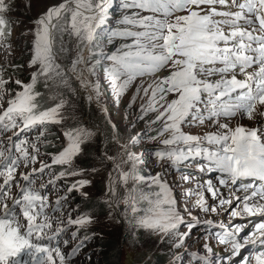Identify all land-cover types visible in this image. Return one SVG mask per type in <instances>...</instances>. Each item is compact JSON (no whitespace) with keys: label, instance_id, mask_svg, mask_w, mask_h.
<instances>
[{"label":"snow or ice","instance_id":"snow-or-ice-1","mask_svg":"<svg viewBox=\"0 0 264 264\" xmlns=\"http://www.w3.org/2000/svg\"><path fill=\"white\" fill-rule=\"evenodd\" d=\"M111 3L112 0H64L48 7L33 20L28 66L38 65V69L32 72L30 83L16 79L14 83L22 91L7 100V107L0 105V264H70L89 239L86 235L80 239L79 233L92 223V215L65 213L67 195L53 202L47 192H43L49 185L54 189L57 180L79 176L83 170L60 171L47 183L33 185L35 177L42 176L53 165H71L83 151L81 145L91 137L90 130H65V145L51 156V163L41 159L38 168L19 171L22 166L27 169L35 165L42 155L37 142L45 136L47 126L61 123L59 114L63 102L41 110L38 100L41 94L34 91L38 78L51 80L53 74L61 75V65L54 59L53 51L57 32H68L79 41L77 58L66 71L74 73L77 65L83 64L76 78L81 88L91 86L97 96L100 95L99 84L91 83L84 73L86 69L95 75L96 65L101 61L110 62L104 71L117 99L137 77L170 66L173 70L168 75L142 87L146 102L141 105V112L143 115L156 113L150 123L159 124L156 134L148 138L155 141L168 134L167 138L159 140L165 147L154 151L156 159L173 165L196 158L207 161V168L200 171H218L222 174L219 185L233 189L231 199L222 200L230 206L233 218L246 214L264 217V127L233 129L227 122L239 114L264 125V0H123L121 8L135 11L117 20V24L124 27L105 29ZM13 10L12 3L0 0V14ZM144 12L151 15H142ZM176 12L185 14L176 15L173 22H168V17ZM61 21H65L67 27ZM13 27L11 15H0V49L5 56L12 53ZM115 39L126 42L111 54L105 55L102 50L97 53L99 58L92 54L94 47L100 49L105 41L111 44ZM85 44L88 58L79 54ZM89 60L95 63L89 66ZM3 71L0 66V99L10 83ZM237 72L244 78L238 79ZM139 91L141 87L137 88ZM169 94L175 97L170 102L166 99ZM221 118H225V122H221ZM206 121L215 125L214 131L203 135L182 131L185 123L204 124ZM35 128L40 129L39 133L30 142L24 134ZM10 130L11 135L5 138L4 134ZM140 138L137 134L130 139L135 143ZM103 158L114 159L112 156ZM129 162L132 167L125 170L122 164ZM136 162H140V157L128 153L127 160L114 165L115 175L108 173V202L111 206L118 185L126 187L122 203L126 212L130 210L135 223L165 237L175 235L177 239L173 243L179 248L188 233L177 231L184 220L173 207L175 201L169 198L159 174L145 178L136 171ZM146 179L150 180V185L161 189L155 198L141 188ZM130 180L134 183L128 187ZM90 183V180L78 179L66 192L80 191ZM237 188L242 195L236 194ZM206 191L217 195L211 180L206 182ZM140 201L149 205L142 216L138 215ZM198 204L205 212L217 210L205 205L203 194ZM164 205L167 207H162ZM73 227L70 239L76 244L66 252L64 248L70 246V240L61 242V237ZM220 229L218 243L227 245L229 253L227 261L221 264H234L232 258L239 256L248 244L264 246V222L256 224L243 242L240 233L245 230L239 226L221 224ZM203 248L206 252L204 256H197L198 264H207L209 254H213L208 243H204ZM253 259L255 264H264V251L242 258L243 264H250ZM211 264H217L216 260Z\"/></svg>","mask_w":264,"mask_h":264},{"label":"rangeland","instance_id":"rangeland-1","mask_svg":"<svg viewBox=\"0 0 264 264\" xmlns=\"http://www.w3.org/2000/svg\"><path fill=\"white\" fill-rule=\"evenodd\" d=\"M8 2L14 5L13 12L0 15H11L12 18L14 25L10 37L13 42L12 53L5 56L4 50L0 49V66L4 69L7 64L17 63L15 70L20 76L19 79L23 83H30L32 72L38 69V65L28 66L31 59L33 20L45 12L48 7L62 3L64 0H8ZM122 3L123 0H112L108 11V22L104 25L105 29L124 27L117 24V20L121 19L123 15L130 14L131 11H135L134 9L121 8ZM141 14L151 15L149 12ZM184 14V12L173 13L168 17V22H173L176 15ZM160 15L163 18L162 14ZM65 27H67V23ZM66 33L67 41L63 47L73 45L76 59L78 55L76 50L80 46H78L79 41L75 36ZM63 38L64 35H62V40ZM125 42L121 39H115L111 44H108L105 41L100 45V49L94 47L92 54L97 55L99 50H102L105 55L111 54ZM79 54L88 58L87 44L83 45V50ZM97 58H99L98 55ZM54 59L61 65V75L56 76L53 74L51 80H45L43 77L38 78V87L35 91L41 94L38 97L41 110L54 106V104L61 101L63 102L59 114L61 123L47 126L45 134L49 135H45L40 142H37L40 145L42 155L38 157L35 165H29L27 169L22 166L19 171H30L32 167L38 168L41 159L51 163V156L58 153L65 145L63 138L65 130L83 128L91 131V137L81 145L83 151L74 158L71 165H53L51 169H46L42 176L37 175L33 185L38 187L41 183H47L60 171L83 170L79 176H66L57 180L54 189L52 185H49L47 189L43 190V192H47L49 200L53 202L59 196H68L64 207L65 213L72 212L73 215H76L78 212H83L85 215L91 214L93 217L92 223L81 229L79 233L80 239H83L85 235L89 239L83 243L80 250L72 257L70 264H110L118 260L120 264H154L152 252L165 258L161 264H198L197 256H204L206 252L203 248L204 243H208L213 249V254H209L207 264H211L212 260H216L217 264L226 262L229 256L228 246L221 245L217 240V236L221 232L220 225H232L233 228L239 226L244 229L245 231L240 233L241 242H243V238L255 230L256 224L264 222V217L246 214L239 218H233L229 210L230 206L222 203L224 199H231L233 189L219 185L218 181L221 176H218L217 171H200L201 168H207V161L196 158L189 159L182 164L173 165L167 160L159 161L156 159L154 151L165 147L160 144L159 140L167 138L168 134L155 141L148 138L156 134L159 124L152 125L150 123L155 118L156 113L143 115L141 112V105L146 102L142 87H147L154 79L163 78L173 69L166 66L154 74L137 77L128 86L124 94L117 99L104 71L110 62L101 61L99 65H96L95 75L88 73L85 69V78L100 86V95L97 96L91 86L79 87L80 81L76 79V74L81 67L84 68L83 64L77 65V72H67L66 70L71 68V64L65 60H59L55 52ZM94 63L95 61L89 60V66ZM3 76L10 83L7 85L8 91L4 93L3 99H0V105L7 107V100L14 96L17 91H22V88L14 83L15 77H11V75ZM237 77L243 79V76L238 72ZM216 78L218 77L212 79ZM138 87H141L139 92H137ZM89 96H91V100H89ZM133 97H135V100H133ZM173 98L175 97L169 94L166 99L170 102ZM89 114L105 121L108 127L103 124L104 130H101L99 126L90 123L88 120ZM141 116H143V119H141ZM221 122H225V118H221ZM227 122L233 129L237 126L256 128L261 125L256 120H249L247 116L241 117L239 114L228 119ZM181 127L182 131L193 135H203L215 130V125L210 121H206L204 124L185 123ZM39 130V128H35L24 135L31 142L35 140ZM11 131L4 134L5 138L7 135H11ZM137 134H140L141 138L133 143L130 138ZM45 144H49L50 148L43 149ZM107 148L108 153L103 152ZM128 153L140 157V162L135 163V169L140 175L149 178L159 174L161 182L167 186L169 198L175 201L173 207L184 220V224L177 231L188 233L184 243L179 248L173 243L177 239L175 235L165 237L159 232L150 231L135 223L130 210L126 212V206L122 203V197L127 193L126 187L117 186V196L112 199L110 206L107 196L108 173L114 172L115 164L127 160ZM105 156H112L114 159L108 161L103 158ZM122 167L128 170L132 167V163L122 164ZM185 177H188V179H185ZM78 179H87L91 183L80 191L67 193V187ZM209 180L212 181L217 191L215 196L206 191V182ZM133 183L130 180L128 187H131ZM141 188L145 194L152 198H155V194L161 191L158 186L150 185V180L147 179L141 185ZM235 191L237 195H240L239 188ZM201 194L204 195L205 205L209 209H217L215 212H205L199 206L198 201ZM221 194L223 196L220 197ZM138 206L141 209L138 213L139 216L144 215V209L149 207L146 201H140ZM162 207L166 208L167 205ZM57 215H60V213H57ZM209 221L212 223H208ZM189 224H192L193 227L189 228ZM73 230H75L74 227L70 228L61 237V242L63 239L70 240V246L64 248L66 252L70 251L71 246L76 244V241L70 239ZM125 243L129 246H126ZM118 248L120 250L119 254H117ZM259 251H264V246L248 244L241 250L240 255L233 257L232 260L234 264H243L242 258L254 257ZM133 256H138V258H133ZM250 264H255V260L253 259Z\"/></svg>","mask_w":264,"mask_h":264},{"label":"trees","instance_id":"trees-1","mask_svg":"<svg viewBox=\"0 0 264 264\" xmlns=\"http://www.w3.org/2000/svg\"><path fill=\"white\" fill-rule=\"evenodd\" d=\"M61 23L64 24V26L66 25L65 21H61ZM66 34H67L66 32H57L55 34L53 51L55 52V54L59 60H62V61L65 60L69 64H71L72 60L75 59V56H74V54H75L74 49L75 48L73 45H68L67 47H63V45H65L66 44L65 42L67 41ZM62 35H64L63 40H62ZM78 46H79V43H78ZM76 51H78V48ZM16 66H17V63H14L13 65H10V64L5 65L4 69H3V70H5V72H3V75H9V76L11 75V77H15V79H19L20 76L15 70L17 68ZM37 87L38 86H37V82H36L34 91ZM13 97L14 96L10 97L9 99H11ZM88 120L93 125L99 126L101 130L103 129L102 125L106 124L105 121H102L100 118H96V117L92 116L91 114L88 115ZM106 126H107V124H106ZM45 135L48 136L49 134H45ZM49 148H50L49 144H45L43 146V149H45V150H47ZM103 152L108 153V148L104 149ZM122 241L124 242V240H122ZM125 245L129 246V244H126V243H125ZM117 252H118L117 254L120 253L119 248L117 249ZM152 253H153V263L154 264H161L164 262V259H165L164 257L158 256V254L155 252H152ZM131 255H134V254H131ZM136 257L138 258V256H133V258H136ZM110 264H120V262L118 260V261L111 262Z\"/></svg>","mask_w":264,"mask_h":264},{"label":"bare ground","instance_id":"bare-ground-1","mask_svg":"<svg viewBox=\"0 0 264 264\" xmlns=\"http://www.w3.org/2000/svg\"><path fill=\"white\" fill-rule=\"evenodd\" d=\"M80 67H81V66H80ZM81 68H82V67H81ZM81 68H80V69H81ZM78 69H79V68H78ZM76 72H77V71H76ZM78 75H79V72H77L76 77H77ZM84 75H85V73H84ZM243 78H244V77H243ZM76 79H77V78H76ZM77 80H78V79H77ZM78 83H79V82H78ZM79 87H80V84H79ZM257 127H262V124H261L260 126H257ZM132 182H133V181H132ZM131 186H132V185H131ZM222 192H223V191H222ZM224 192H225V191H224ZM239 194L241 195L242 192H240ZM221 196H223V194H221L220 197H221ZM257 223H258V222H257Z\"/></svg>","mask_w":264,"mask_h":264},{"label":"water","instance_id":"water-1","mask_svg":"<svg viewBox=\"0 0 264 264\" xmlns=\"http://www.w3.org/2000/svg\"><path fill=\"white\" fill-rule=\"evenodd\" d=\"M128 258H129V260H131L129 256H128ZM133 264H134V263H133Z\"/></svg>","mask_w":264,"mask_h":264}]
</instances>
